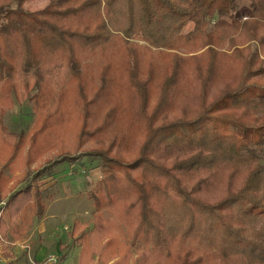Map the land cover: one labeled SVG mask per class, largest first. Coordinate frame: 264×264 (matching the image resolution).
<instances>
[{"label":"trees","instance_id":"trees-1","mask_svg":"<svg viewBox=\"0 0 264 264\" xmlns=\"http://www.w3.org/2000/svg\"><path fill=\"white\" fill-rule=\"evenodd\" d=\"M24 1L0 0V105L21 99L32 104L27 116L49 117L77 88L78 145L92 143L88 165L105 175L90 197L91 228L75 221L68 232L79 264H109L101 212L116 198L152 248L136 264H264V0H51L38 12ZM23 136L0 127V200ZM37 138L34 162L46 155ZM127 142L138 151L124 166ZM47 170L9 193L5 240L25 238L44 216ZM118 244L114 263L128 264L134 242Z\"/></svg>","mask_w":264,"mask_h":264},{"label":"rangeland","instance_id":"rangeland-1","mask_svg":"<svg viewBox=\"0 0 264 264\" xmlns=\"http://www.w3.org/2000/svg\"><path fill=\"white\" fill-rule=\"evenodd\" d=\"M50 1L51 0H25L22 4V8L28 12H38L47 8L51 3ZM243 15L247 16V13ZM192 28V24H188L184 28V33H188ZM139 44L143 45V43ZM202 52L204 51L197 54ZM200 65L202 67L204 66L203 63H200ZM54 73V75L58 77L55 80H60L61 76L68 73V70L62 68L61 70L54 71ZM91 75V72H86L84 79L87 76V78H89V76L91 77ZM85 81L87 80L85 79ZM19 85L22 87L20 83ZM112 87L118 89L116 86ZM58 89H60V87L53 85L52 90L55 93L58 92ZM19 91V96H22V90ZM76 93L77 88L71 86L65 94H61L58 111L52 112L51 115L54 114L52 117H50L51 115L45 117L40 111H36L34 116H27L29 112L33 111L32 104H26V102L21 99L10 102V105L7 104V106L0 105V127L4 125L11 131L23 133L24 135V141L18 154L19 156L6 171L11 180V184H9V189L0 202L6 203L9 193L15 190V188L17 190L24 184L32 181L36 172L43 168L48 169V174L44 176L48 177L54 174L55 182L50 191L51 194L54 195L56 201L49 207L45 217L49 218L48 216H55L52 219H48L49 222L46 223L47 225L50 224L51 233L55 237L57 235L61 236L63 228L71 223L72 217L78 218L80 227L85 225L84 227L88 226L91 228L92 225H89V220L91 219L93 206L90 197L94 192L95 186L105 178L100 168L91 169L88 165L89 158L87 153L93 151L94 146L92 143L84 139L83 145L79 148L78 140L79 134L82 131V118L80 114H78L79 108L76 106ZM177 115L181 116L179 110H177L176 113L173 112L169 114L167 118L170 120ZM33 134H38V138L36 139V144L32 145V147H38L46 152V155L36 162L32 159L29 160V156L31 157L32 154L30 147L32 143H30V140ZM128 134L132 136L133 132H128ZM129 142L123 146L124 148L122 151H126L124 155L121 154L117 159L124 166L133 163L137 158V144H129ZM53 143L57 145L55 148L49 149ZM28 163H30V166H27ZM54 165L56 171L54 169L52 170V166ZM49 168H51V172ZM94 174L100 175L99 179H97L98 181H96L97 176H94ZM120 174L121 173H118L119 183L123 181V177ZM120 200V198H116L113 204H108L101 212L102 220L105 221L106 227L110 230L108 235L104 236L103 242L111 247L108 251L110 257L109 264H115L114 262L122 260V253L124 251L113 249L115 246H120L118 243L122 244L123 242H128V244H130L131 241L134 242V246L130 248L131 260L128 261V264H136L142 257L151 254L152 248L150 245H145L140 241L139 237L135 239V234L138 235L139 229L141 228V221L135 219L136 211L132 213L134 219H129L128 215L124 214L123 209L125 204L123 202L121 203ZM0 241L2 242H0V259L2 260L0 264H23L22 259H19V257L17 258L15 250L12 249V243L7 240L3 242L2 238H0ZM187 247L188 243H182L180 247L177 248L181 256L188 252L186 251ZM193 260L195 259L191 258L190 262ZM162 262H164L163 264H170L168 260H163ZM200 264L216 263L205 261L204 259Z\"/></svg>","mask_w":264,"mask_h":264},{"label":"crops","instance_id":"crops-1","mask_svg":"<svg viewBox=\"0 0 264 264\" xmlns=\"http://www.w3.org/2000/svg\"><path fill=\"white\" fill-rule=\"evenodd\" d=\"M55 170V165L52 166V170ZM51 172V170H50ZM56 173V172H54ZM94 176H97V179H99V176L94 174ZM54 174L49 175L48 177L42 176L39 179V186L42 190H47L51 194V188L54 185ZM52 195V194H51ZM56 201L54 195L53 200L48 204L45 214L49 207ZM4 207V206H3ZM2 207V215L4 214V210ZM44 216L36 223L28 233V235L20 240L11 241L12 243V249L15 250V253L17 255V258L22 259L23 264H79V256H80V249L77 248L75 245L72 244L68 232L72 226V224L75 221H78V218L71 219V223L64 227L62 230L61 236H54L51 233V227L50 224H46L49 222L48 219H52L55 216H48L49 218ZM2 215L0 218V221L2 219ZM66 231V232H64ZM60 232V231H59ZM0 238H4L2 234L0 233ZM1 242V241H0ZM2 243V242H1ZM11 247V246H9ZM20 251V254H19ZM62 252L65 253V257L61 260H59V257L62 255ZM53 256L56 259L55 263H49L47 262V259ZM96 261V260H95ZM93 264H97L96 262H93Z\"/></svg>","mask_w":264,"mask_h":264},{"label":"built area","instance_id":"built-area-1","mask_svg":"<svg viewBox=\"0 0 264 264\" xmlns=\"http://www.w3.org/2000/svg\"><path fill=\"white\" fill-rule=\"evenodd\" d=\"M5 202H0V218H1V215H2V207L3 206H5ZM2 260L0 259V262H1ZM47 262H49V263H55L56 262V259H55V257H53V256H50L48 259H47Z\"/></svg>","mask_w":264,"mask_h":264}]
</instances>
